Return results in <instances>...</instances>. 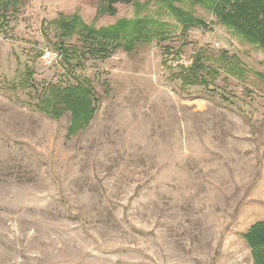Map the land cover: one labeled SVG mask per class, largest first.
<instances>
[{"label":"rangeland","instance_id":"obj_1","mask_svg":"<svg viewBox=\"0 0 264 264\" xmlns=\"http://www.w3.org/2000/svg\"><path fill=\"white\" fill-rule=\"evenodd\" d=\"M105 2L0 0V264H254L242 235L264 222V50L191 0L113 16ZM171 8L205 26L185 30ZM59 15L96 29L147 19L149 40L87 55L72 76L53 46ZM180 59L220 76L181 89ZM26 67L31 86L14 88ZM84 78L95 113L69 135L68 112L34 105Z\"/></svg>","mask_w":264,"mask_h":264},{"label":"trees","instance_id":"obj_2","mask_svg":"<svg viewBox=\"0 0 264 264\" xmlns=\"http://www.w3.org/2000/svg\"><path fill=\"white\" fill-rule=\"evenodd\" d=\"M138 0H106L103 8L107 15H115L116 4L130 5ZM170 7L171 0H165ZM193 5H199L211 10L229 32L243 37L249 43L255 44L264 50V0H191ZM174 15L184 24L185 30L190 27H204L202 21L195 19L190 13L179 9L171 8ZM121 19L110 27L94 28L86 25L80 16L59 15L54 21L59 29V37L54 49L67 70L72 76L82 69L84 59L87 55L94 54L101 59L109 57V53L119 48L131 52L139 40H149V32L144 26L148 21ZM146 22V23H145ZM6 23V22H5ZM44 23V22H43ZM75 34L90 44L86 51H76L65 45V39ZM95 40L104 47L105 54L95 50ZM111 45V46H110ZM108 46V47H107ZM111 47V48H110ZM84 59V60H83ZM33 70L25 68L24 76L15 88H28L31 86ZM220 76V71L210 67L200 60L193 61L189 67L180 68L171 74L172 81H178L181 89L189 87H202L209 89L213 82ZM94 89L90 79L84 78L77 81L75 85H68L63 88H49L39 104L34 107L53 119L59 118L64 112L71 117L68 134L73 135L85 129L95 113ZM244 242L251 250L254 264H264V222L252 224L242 235Z\"/></svg>","mask_w":264,"mask_h":264},{"label":"built area","instance_id":"obj_3","mask_svg":"<svg viewBox=\"0 0 264 264\" xmlns=\"http://www.w3.org/2000/svg\"><path fill=\"white\" fill-rule=\"evenodd\" d=\"M191 64V63H190ZM190 64L188 63H184L181 59L180 60H177V62H175V65H184L183 67H189Z\"/></svg>","mask_w":264,"mask_h":264},{"label":"crops","instance_id":"obj_4","mask_svg":"<svg viewBox=\"0 0 264 264\" xmlns=\"http://www.w3.org/2000/svg\"><path fill=\"white\" fill-rule=\"evenodd\" d=\"M260 222H263V221H260Z\"/></svg>","mask_w":264,"mask_h":264}]
</instances>
